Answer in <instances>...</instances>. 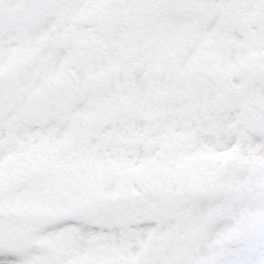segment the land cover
<instances>
[{
    "label": "snow or ice",
    "instance_id": "6c2138e0",
    "mask_svg": "<svg viewBox=\"0 0 264 264\" xmlns=\"http://www.w3.org/2000/svg\"><path fill=\"white\" fill-rule=\"evenodd\" d=\"M0 264H264V0H0Z\"/></svg>",
    "mask_w": 264,
    "mask_h": 264
}]
</instances>
